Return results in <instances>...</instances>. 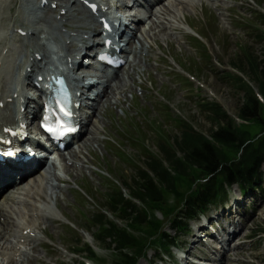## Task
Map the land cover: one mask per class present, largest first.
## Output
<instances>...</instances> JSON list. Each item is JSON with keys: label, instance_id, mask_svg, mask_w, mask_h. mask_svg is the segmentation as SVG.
I'll list each match as a JSON object with an SVG mask.
<instances>
[{"label": "rangeland", "instance_id": "1", "mask_svg": "<svg viewBox=\"0 0 264 264\" xmlns=\"http://www.w3.org/2000/svg\"><path fill=\"white\" fill-rule=\"evenodd\" d=\"M122 1L131 5L129 0ZM38 2L39 0H32L31 8ZM169 2H174L175 9L169 12L170 14H162L160 19L156 17L160 15L149 17V13L144 12V15L141 12L137 13V16H140L138 19L142 21L147 19L140 26L141 33L137 32V37L143 42L144 50L136 62L131 81L125 78V71L121 72L127 81L122 83L128 86V89L123 97L120 95L119 105H109L105 115H98L92 123L93 128L91 127L90 131L96 136L93 137L87 151L79 154L82 162L86 163L88 171L78 170L75 165L71 166L72 161H68V155L59 158V164L53 166L54 173L49 183L47 185L42 184L44 181L40 183L42 185L39 189H45L46 198L44 200L40 198L39 201L40 199L36 197V202L47 203L50 214L47 219L39 220L38 238L28 245H21L25 252L17 254L12 253L11 246L2 241L4 246L0 249V264H77L80 259L70 255L75 240L95 245L83 216L91 215L98 211V207L103 206L105 184H115L120 188L121 182L126 181L127 184L132 185L135 170L140 167L142 149L139 147L140 151H138L132 147L131 137L135 135L143 140L144 136L146 140L142 141L143 145L147 150L154 152L155 132L157 127H162L164 121L159 110L164 108L166 103L170 106V112L174 114L178 111L180 115L193 120L194 126L204 132H208L209 125L195 107L197 94L209 100H216L229 115L236 114L242 95L230 88L222 73L230 71L232 60L243 57L242 46H249L250 51L257 56L261 54V46L254 37L255 26L248 24L249 21H255L256 24L258 15L255 12L264 11V0H186L182 3L180 0H170ZM75 9L73 7V10ZM27 10L28 7H24L22 0H0V45L5 33L3 30L10 25L17 26L23 22L24 28L32 29L33 26L32 30L37 35L36 44L41 34L53 30L40 25V19L46 14H39V18L32 17L27 14ZM129 10H131L130 14L135 15L134 8ZM154 10H158V7ZM80 14L79 17L75 14L73 20L71 17L68 23L81 25L82 18H87L85 14L81 12ZM117 14L123 16L124 13L120 10ZM55 15L53 13L48 17L55 22ZM186 24L201 35L204 49L192 38ZM38 26L41 27L39 30ZM20 42L15 46L14 56L24 61L28 52L23 44L27 41L23 39ZM203 50L207 52L205 53L207 57ZM31 51L36 49L33 48ZM129 71L131 72L130 68ZM185 72L194 76L196 83L201 86L196 83L192 85L184 83L182 76L186 77ZM242 74L244 79H249L247 73L242 72ZM11 83H17L16 79L12 78ZM251 85L257 92L256 84L251 83ZM164 125H167L168 135L173 134L170 127L172 125L167 121ZM83 139L87 138H82L81 141ZM71 151L77 154L79 150L75 145ZM49 165L52 166L50 163ZM261 168L264 174V164ZM262 186L264 187V181ZM87 189H91V195ZM127 193L128 191L124 190L125 197ZM237 193L238 189L234 187L230 196H235ZM7 196L0 199V207H6L9 225L19 231L15 225L21 220L28 219L29 214L26 209L23 210V206L8 200ZM249 204L248 214L244 218L240 217L246 225L231 243V247L235 246V248L232 247L226 255L223 250H219L216 254V257L221 256V259H225V264H264V234L258 233L264 230V196L260 195L256 202ZM157 216L160 217L159 214ZM3 221L4 219L0 218V224H3ZM218 225H222L221 222ZM199 226L200 221L192 224L191 236L181 239L183 244L187 243V253L172 251L174 257L180 259L178 264H191L190 261H194L195 255L203 258L206 254L211 255L204 242L211 246L215 244L213 240L206 238L209 234L207 231L199 232L198 234L206 236L194 241L196 238L194 235L197 233L193 229ZM212 228L216 230L215 225H212ZM164 231L174 235L168 225L165 226ZM98 253L110 262V254L104 251ZM156 253L155 249L150 250L137 264H172L168 260L162 263L155 260ZM227 256L229 257L226 258Z\"/></svg>", "mask_w": 264, "mask_h": 264}, {"label": "trees", "instance_id": "2", "mask_svg": "<svg viewBox=\"0 0 264 264\" xmlns=\"http://www.w3.org/2000/svg\"><path fill=\"white\" fill-rule=\"evenodd\" d=\"M257 20L254 37L261 54L242 46L243 57L232 60L231 66L247 73L264 100V15L258 14ZM222 77L242 95L235 116L247 124H237L217 102L204 98L194 104L207 121L208 132L198 130L191 119L184 121L164 112L173 134L168 135L167 127L158 128L156 152L144 150L132 185L121 182L128 198L119 187L105 192L102 210L115 219L109 220L102 212L85 217L98 248L110 253V262L88 244L80 246L78 239L73 252L97 264H136L150 247L167 250L175 245L176 238L162 231L165 222L175 233L183 232L188 219L223 201L233 184L242 191L256 187L264 161V104L239 76L223 72ZM157 212L161 220L155 216Z\"/></svg>", "mask_w": 264, "mask_h": 264}, {"label": "bare ground", "instance_id": "3", "mask_svg": "<svg viewBox=\"0 0 264 264\" xmlns=\"http://www.w3.org/2000/svg\"><path fill=\"white\" fill-rule=\"evenodd\" d=\"M185 1L186 0H180V3L185 2ZM70 2H71V0H67L66 3L63 2L61 4L60 8H59V10H61V9L66 10L67 11V16L71 15V8L75 5V3H73L71 5ZM173 3L174 2L168 3L167 5L163 6L158 11H156L155 13L152 12L153 8L150 9V16H154L155 17L156 16V13H159L160 16L162 14H165V13L167 14V11L173 10V7H174L173 6ZM63 4H65V5H63ZM74 7L77 8L78 6L75 5ZM74 12L77 15H81L80 14L81 10L78 9V8L75 9ZM22 13H23V11H22ZM67 16H66V18H67ZM160 16H156L157 19ZM20 18H22V17H20ZM40 18H41V16H40ZM40 20H41L40 21V23H41L40 25H43V27H45V28H46V26L49 27V29L56 27L55 22L52 19H50V17H48V15H46V16L44 15V17L42 19H40ZM71 20H73V18ZM82 20H83V22H82L81 25L80 24L79 25L73 24L74 26H71L72 24L71 25H68L67 21L63 22V20L61 21V23H62L63 27L68 26V27L73 28L75 31H72V32H74V34H76V35H79L80 34L81 37L83 35H90V33L94 31V26H92V21L90 19H88V18L87 19H84V17L82 18ZM28 24H30V23H28ZM28 26H30V25H28ZM35 28H37V26ZM40 28L41 27H39L38 30ZM16 29H22V28L20 26H17ZM32 29H33V26H32ZM3 31L6 33V32H8V29H5ZM84 31H86V33ZM17 32H18V30H17ZM49 32H50V30H49ZM5 33H4V35H5ZM30 35H31L32 38L28 39L26 43L24 42L25 44H23V46L25 47V49H27V51H31L33 48H35L36 49V52L35 53H37L39 56H41L43 62H48L47 59L49 57H48L47 52H46L47 50H45L43 48H40V46H38V43L37 44L35 43L36 42V39H37L36 33L33 32V30H32L31 33H30ZM16 36L17 35H14L13 34V35L9 36L8 38H5L4 37L2 39V41H1L2 44L0 45V64H1V67H0L1 68L0 69V98L1 97H4L5 95H7L6 93H9V91H7V90L5 91V90L2 89L4 87V81L2 79V75H4L3 72H6V64H7L6 63V60L11 56V54H12V52L14 50L13 42H15V39H16L15 37ZM18 37H21V36H18ZM79 39L82 40L81 38H79ZM70 40H71V38H66L65 39V41H70ZM75 41L76 40L74 39L72 42H75ZM129 42L135 44V49L138 47L140 50H142L143 45L141 43V40L137 39L136 33L133 32L130 35ZM83 47L84 48L88 47V42H84L83 43ZM6 48H9V54L6 53L4 55V57H3L2 56V53H3V51ZM65 48L67 50L66 51V54H68L67 58H71V55L74 54L75 50L74 49H71L70 45L65 46ZM3 59H6V60H5V62H2L1 63V61ZM137 60L138 59L135 58V60L130 61L128 63V66L131 68L132 71H134V69H135ZM31 63H33V62L31 61ZM39 64H42V62H40ZM56 68H58V67L55 66V69ZM73 68H71V72H72ZM36 69H38V68L37 67H33L32 68L33 71H35ZM132 71L131 72L128 71L126 73V78L128 80H131L132 79ZM71 75H72V73H71ZM86 76H88V75H85V77ZM28 79L31 80V78H28ZM84 81L85 80H83L82 82H84ZM123 81L126 83V81L124 80L122 74H120L119 71H118V72H116L114 74L112 80L105 82V86H103V90L101 91L100 100L95 105L94 109L92 110V114H93L94 119L98 115L99 116L105 115V109H106V107H107L108 104H112V105H114V104L117 105L118 104V102L120 100L119 96L120 95H123L124 92L128 89V86L126 87L125 84L122 83ZM14 119H15V116H14L13 112H11L9 110H6V111L0 110V122H13ZM93 122L94 121H92V122L90 121V124H89L90 127L88 129H86V131L84 132V134H86V136H88V138L86 140L83 139L82 141H80V144L77 146V149L79 150L78 151V154H75V152L68 153L69 159L72 162H76V160L79 157L78 155L79 154H82L83 151H87V149L90 147V143L92 142L93 137L96 136L95 133L93 134L90 131ZM30 126H32V124H30ZM83 135H82V137H83ZM94 141H95V139H94ZM81 169H85V162H82L81 163ZM18 173L19 174L22 173L21 170H19ZM47 174H50V169H44V171H43L42 174H39V172H38L36 175L27 178L28 181H26L25 183L23 182L24 184L23 183H20L19 185H17V187L18 186L19 187L16 189V191L15 192L14 191L11 192V195H8L7 196V199L8 200H10V201H12V202H14L16 204H19V205L23 206V210L26 209L27 212H28V214L30 212V216H29V220L28 221H27V219H24V221L21 220V221H19V223L17 225H15V227L16 228H20L21 231H17L16 229H13L14 226L12 227V225H9V220L7 218L6 207H0V218H3L4 219L3 224H0V228H2L1 231H0V249L3 248V246H4V242H2V241H5L6 244H8V245L11 246L12 253H17L18 252V250L16 249L17 243L15 244L14 241H15V239H17L18 241H20L21 238H25L26 237V236L25 237L23 236V232L29 228V222H31L32 220H34L31 217H33L34 214H36V215L39 214L41 217L46 218L45 213L43 215H41L39 209L35 206V201L33 200V198H34V196H37L38 199H40V198L42 200L44 199V197L46 195V191H45L44 188L40 190L39 189V185H40V183L42 181H44L45 184H47L49 182V178L47 177ZM230 237H232V235ZM235 237L236 236H233L232 239H235ZM27 240H30V239L29 238L25 239V241H27ZM1 242L3 244H1ZM232 247L235 248V246H232ZM222 264H225V259L223 260Z\"/></svg>", "mask_w": 264, "mask_h": 264}, {"label": "snow or ice", "instance_id": "4", "mask_svg": "<svg viewBox=\"0 0 264 264\" xmlns=\"http://www.w3.org/2000/svg\"><path fill=\"white\" fill-rule=\"evenodd\" d=\"M5 131H10V130H7V129H6Z\"/></svg>", "mask_w": 264, "mask_h": 264}]
</instances>
